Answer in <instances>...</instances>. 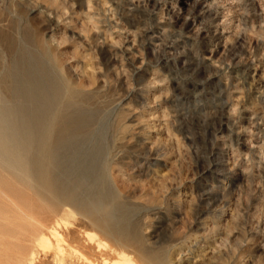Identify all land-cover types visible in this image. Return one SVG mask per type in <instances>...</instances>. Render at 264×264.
Wrapping results in <instances>:
<instances>
[{
  "label": "rangeland",
  "instance_id": "obj_1",
  "mask_svg": "<svg viewBox=\"0 0 264 264\" xmlns=\"http://www.w3.org/2000/svg\"><path fill=\"white\" fill-rule=\"evenodd\" d=\"M17 83L72 103L134 231L0 171V264H264V0H0V104Z\"/></svg>",
  "mask_w": 264,
  "mask_h": 264
},
{
  "label": "bare ground",
  "instance_id": "obj_2",
  "mask_svg": "<svg viewBox=\"0 0 264 264\" xmlns=\"http://www.w3.org/2000/svg\"><path fill=\"white\" fill-rule=\"evenodd\" d=\"M13 91L21 100L19 104H0V171L32 190L52 208L76 207L119 238L133 240L134 227L124 212L125 207L106 182L101 143L87 150L84 147L88 140L79 139L64 129L72 103L63 104L58 97L33 93L20 83ZM59 119H63V123ZM101 172L104 186L98 194L92 195L90 183L101 176ZM38 225L46 228L43 223ZM58 227L59 223L48 228L49 236L41 232L37 240L43 242L45 248H55L57 254H63L61 245L65 240ZM96 246L100 250L103 245L97 243ZM103 264L136 263L127 254L117 253L115 259H105Z\"/></svg>",
  "mask_w": 264,
  "mask_h": 264
}]
</instances>
